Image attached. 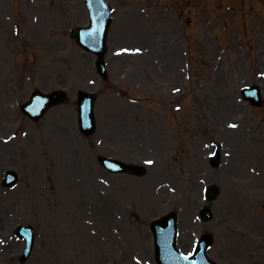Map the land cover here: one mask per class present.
Here are the masks:
<instances>
[{"label": "rangeland", "instance_id": "obj_1", "mask_svg": "<svg viewBox=\"0 0 264 264\" xmlns=\"http://www.w3.org/2000/svg\"><path fill=\"white\" fill-rule=\"evenodd\" d=\"M106 1L103 80L69 37L89 24L85 0H0V145L14 136L0 158V264H157L150 223L172 211L184 254L210 233L218 264H264V106L240 92L264 93V0ZM36 89L70 100L35 124L20 107ZM79 91L97 94L91 137L79 131ZM100 154L148 173L110 174ZM211 186L220 193L207 202ZM19 224L36 230L26 261Z\"/></svg>", "mask_w": 264, "mask_h": 264}, {"label": "water", "instance_id": "obj_2", "mask_svg": "<svg viewBox=\"0 0 264 264\" xmlns=\"http://www.w3.org/2000/svg\"><path fill=\"white\" fill-rule=\"evenodd\" d=\"M90 11L91 26L89 28H79L71 31V36L75 38L79 45L86 50L96 53L99 56L97 62L98 70L105 76L104 55L107 51L106 39L111 23V9L103 0H86ZM242 94L253 105L259 106L263 103L260 88L253 86L242 90ZM67 98L63 91L44 95L40 92L32 97V103L24 107V111L33 119H39L53 105H57ZM95 96L81 93L79 98V122L84 134L89 135L95 132L96 122L93 113ZM100 162L111 172L131 173L138 176L146 174V169L140 166L125 164L124 162L100 157ZM218 164V160L216 161ZM14 174L9 176V185L16 183ZM218 195L217 188H211L207 192L208 199H214ZM202 218L208 221L212 218L209 209L202 211ZM177 216L171 213L159 221L152 224V229L156 237V257L160 264H215L206 255V251L212 243L211 237H203L198 244V249L193 258L185 259L176 248ZM31 241L29 243V246Z\"/></svg>", "mask_w": 264, "mask_h": 264}, {"label": "snow or ice", "instance_id": "obj_3", "mask_svg": "<svg viewBox=\"0 0 264 264\" xmlns=\"http://www.w3.org/2000/svg\"><path fill=\"white\" fill-rule=\"evenodd\" d=\"M230 127H235V125H230ZM148 163H151V161H149ZM185 259H188V257H185Z\"/></svg>", "mask_w": 264, "mask_h": 264}, {"label": "flooded vegetation", "instance_id": "obj_4", "mask_svg": "<svg viewBox=\"0 0 264 264\" xmlns=\"http://www.w3.org/2000/svg\"><path fill=\"white\" fill-rule=\"evenodd\" d=\"M2 129H3V126L0 125V131H2ZM0 157H1V156H0Z\"/></svg>", "mask_w": 264, "mask_h": 264}]
</instances>
